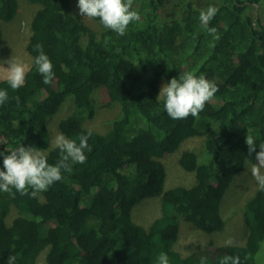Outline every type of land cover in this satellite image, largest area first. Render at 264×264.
I'll return each mask as SVG.
<instances>
[{
	"label": "trees",
	"instance_id": "obj_1",
	"mask_svg": "<svg viewBox=\"0 0 264 264\" xmlns=\"http://www.w3.org/2000/svg\"><path fill=\"white\" fill-rule=\"evenodd\" d=\"M24 1L38 6L26 45L32 61L19 89L0 79V90L9 96L0 105V152L31 145L48 150V162L56 164L62 154L50 148L48 119L70 102L57 129L79 143L89 131L84 120L96 114L93 95L99 89L119 114L104 134L91 131L86 162L69 161L72 172L62 171L63 179L46 191L35 197L0 191V264H8L10 256L15 264H37L43 255V264H156L161 252L169 264H200L202 257L205 264H220L226 255L239 256L240 264H264L259 189L243 206L242 244L209 245L186 256L174 250L181 222L206 235L226 229L220 205L236 179L250 172L264 143V19L250 15L264 0H220L208 24L214 35L191 3L170 21L161 18L167 0H133L139 20L123 36L98 19L93 21L99 31L84 26L70 0ZM178 1L182 8L186 0ZM17 8V0H0V46L1 23L11 22ZM37 44L53 65L49 84L34 64ZM188 71L203 74L218 91L198 117L172 119L158 96L161 82ZM249 130L257 145L251 155L245 143ZM193 138L202 139L207 158L199 161L194 151L183 150L178 163L194 174L195 183L164 190L161 158ZM153 198L160 199V216L147 228L134 223L133 208ZM12 208L16 216L10 220Z\"/></svg>",
	"mask_w": 264,
	"mask_h": 264
},
{
	"label": "clouds",
	"instance_id": "obj_2",
	"mask_svg": "<svg viewBox=\"0 0 264 264\" xmlns=\"http://www.w3.org/2000/svg\"><path fill=\"white\" fill-rule=\"evenodd\" d=\"M133 0H78L79 14L89 19H98L106 28L120 36H123L130 23L139 20V14L132 8ZM218 11L215 6H208L199 13L201 24L209 34H215L214 27H208L209 22ZM215 36V39H218ZM38 55L34 58V64L39 74L43 77V83L49 84L54 78L53 65L49 57L43 51V46L35 45ZM8 67H3V64ZM28 66L17 58L11 57L6 61H0V78L6 80L10 88L15 91L22 87ZM218 91V86L203 74L197 76L195 72L188 71L178 78L173 77L163 84L159 97L163 99L164 109L172 119H186L189 115L198 117L205 108L206 103L211 101ZM9 99L7 90H0V105ZM18 100V98H17ZM92 135L91 130L87 134L79 136V143L75 139L66 138L58 133L54 143L61 152V157L56 164H50L44 152L31 145L22 144L0 152L3 157V170H0V191L15 195V189L20 195L35 197L38 193L46 191L54 182L63 179V172H72V163L83 164L86 162L85 149L91 151L88 139ZM245 143L251 155L257 149L253 135L246 134ZM255 163L250 165V172L255 179L258 189L264 191V143L259 144V151L255 155ZM31 189V192H29ZM232 241H225L226 246H231ZM204 257L200 264H205ZM16 257L10 256L8 264H15ZM156 264H169V257L161 252L156 258ZM220 264H240L239 256H224Z\"/></svg>",
	"mask_w": 264,
	"mask_h": 264
},
{
	"label": "rangeland",
	"instance_id": "obj_3",
	"mask_svg": "<svg viewBox=\"0 0 264 264\" xmlns=\"http://www.w3.org/2000/svg\"><path fill=\"white\" fill-rule=\"evenodd\" d=\"M74 14L78 16L81 23L93 30L99 31V27L93 19L83 17L79 14L78 0H70ZM178 0H167L162 4L161 18L167 20H178V17L184 15L187 9L186 4L191 3L193 9L199 11L206 9L212 5L219 6L220 0H186L182 8L177 7ZM17 14L9 23H1V46H0V61H6L11 57L17 58L25 65L31 66V57L26 52V45L31 34L30 22L38 9L37 5H31L24 0H17ZM250 15L257 17L258 15L264 19V4L261 9L256 11L250 10ZM264 21V20H262ZM86 36L82 38V44L85 43ZM3 67L7 68L5 63ZM1 79V78H0ZM166 82H161V87ZM98 93V94H97ZM69 100V99H68ZM93 100L96 107V114L91 120H84L83 126L91 131L104 134L109 128L111 121L118 116L119 107L109 103L104 91L99 89L95 91ZM65 109L48 119L47 127L50 137V148L55 146L54 140L59 133L57 129L58 121L67 115L73 105L70 102L66 103ZM183 150H191L196 153L198 160H205L207 157L205 149H203V142L200 138H193L185 141L177 152L174 154H166L161 158V162L165 165L166 180L164 190H168L177 186L190 187L195 183L193 173L185 172L178 163L180 152ZM44 154L48 150L42 151ZM264 171V169H262ZM258 189L255 179L251 172L242 174L236 179L232 191L226 196L224 202L220 205V215L225 222V227L222 232L211 235L203 234L197 231L188 223L181 222L179 229V237L174 245V250L181 256H186L193 251L204 249L211 245L214 246L225 245V241L231 239L232 244H242L246 234V226L244 218H242L243 206L246 201ZM230 190L228 188L226 194ZM222 206V207H221ZM16 216V210L11 209L9 213L10 220ZM160 216V199H146L133 208L131 219L137 225L147 228L149 224ZM9 221V220H7ZM44 255L39 258L37 264H43Z\"/></svg>",
	"mask_w": 264,
	"mask_h": 264
},
{
	"label": "bare ground",
	"instance_id": "obj_4",
	"mask_svg": "<svg viewBox=\"0 0 264 264\" xmlns=\"http://www.w3.org/2000/svg\"><path fill=\"white\" fill-rule=\"evenodd\" d=\"M98 94V93H97Z\"/></svg>",
	"mask_w": 264,
	"mask_h": 264
}]
</instances>
